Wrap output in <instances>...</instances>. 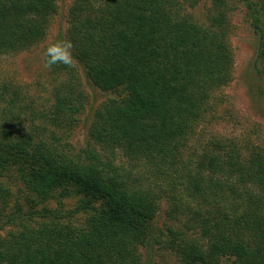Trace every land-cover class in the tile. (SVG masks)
<instances>
[{
    "label": "trees",
    "instance_id": "obj_1",
    "mask_svg": "<svg viewBox=\"0 0 264 264\" xmlns=\"http://www.w3.org/2000/svg\"><path fill=\"white\" fill-rule=\"evenodd\" d=\"M199 1H71L73 58L100 90L126 91L94 110L83 154L69 156L56 134L83 108L74 65L49 70L53 101L42 124L24 129L16 94L1 85L0 203L9 193L2 178L14 176L41 198L75 188L79 208L92 213L79 228L41 222L8 231L0 264H149L156 245L177 264H264V146L212 136L185 153L208 102L231 80L237 5L257 36L252 67L263 85L264 0H211L205 22L187 11ZM55 11L56 0H0V59L41 41ZM163 202L168 218L184 219L166 238L152 223ZM32 214L61 217L45 206ZM18 215L6 221L31 218Z\"/></svg>",
    "mask_w": 264,
    "mask_h": 264
},
{
    "label": "rangeland",
    "instance_id": "obj_2",
    "mask_svg": "<svg viewBox=\"0 0 264 264\" xmlns=\"http://www.w3.org/2000/svg\"><path fill=\"white\" fill-rule=\"evenodd\" d=\"M71 1L56 0V11L50 17L45 37L41 41L28 49L0 59V87L8 83L11 90L5 96L9 97L13 92L16 94L13 112L18 116L16 123L24 126L22 129L32 122L40 124L43 120L39 115L46 113L53 101L52 88L56 80L49 69L44 67L42 53L45 45L52 40H66L67 12ZM210 4L211 0H200L195 7L187 11L195 21L205 22ZM229 15L232 23V30L228 36L232 55L231 80L227 85L220 87L208 102L209 109L204 111L196 126L185 150L186 154L197 150L212 136L233 138L248 149L264 146V83L258 84L252 67L257 36L248 23L243 7L237 5ZM73 62L82 83L83 108L71 127L58 130L56 133L64 151L72 157L83 154V150L87 148L88 128L94 110L106 99L120 98L126 94L122 89L119 92L100 90L84 76L81 65L74 58ZM6 107L7 104L0 101V120L4 118L1 111ZM1 184L9 192L5 201L0 203V236L3 237L8 231L21 230L23 223L38 226L44 222L79 228L85 225L92 213L91 209L79 208V199L83 195L75 188H70V193L66 197L58 196L59 190H55L50 197L41 198L30 192L14 176L3 177ZM42 206L58 210L61 217L42 218L36 216L38 214L27 216L29 211H38ZM167 208L168 203H161L158 214L152 220L153 226L161 232L163 238L167 237L169 226L182 227L184 223L181 217L179 220L168 218ZM15 213H19L20 217L31 218L27 220L24 218L14 226L6 219ZM156 246L149 264H177L176 258L168 249Z\"/></svg>",
    "mask_w": 264,
    "mask_h": 264
},
{
    "label": "clouds",
    "instance_id": "obj_3",
    "mask_svg": "<svg viewBox=\"0 0 264 264\" xmlns=\"http://www.w3.org/2000/svg\"><path fill=\"white\" fill-rule=\"evenodd\" d=\"M44 67L51 70L55 65L72 67V43L68 40L54 39L47 43L43 49Z\"/></svg>",
    "mask_w": 264,
    "mask_h": 264
}]
</instances>
